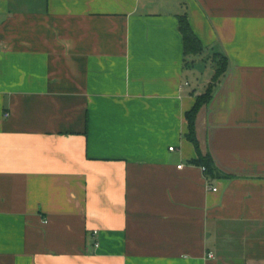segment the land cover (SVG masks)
Returning <instances> with one entry per match:
<instances>
[{
    "label": "crops",
    "instance_id": "obj_1",
    "mask_svg": "<svg viewBox=\"0 0 264 264\" xmlns=\"http://www.w3.org/2000/svg\"><path fill=\"white\" fill-rule=\"evenodd\" d=\"M0 264H264V0H0Z\"/></svg>",
    "mask_w": 264,
    "mask_h": 264
},
{
    "label": "trees",
    "instance_id": "obj_2",
    "mask_svg": "<svg viewBox=\"0 0 264 264\" xmlns=\"http://www.w3.org/2000/svg\"><path fill=\"white\" fill-rule=\"evenodd\" d=\"M178 19H179V29L183 35L185 56L198 55L202 53L204 50V46L201 40L199 39V37L192 29L188 15L187 14L178 15ZM219 58L224 59L225 65L223 67L221 66L217 67V71L215 74V78L217 79L227 69L226 57L219 56ZM212 98H213L212 85H209V87L203 93L197 96L196 102L193 105V107L186 112V118L189 122V133L187 134V136L195 144L199 154L198 159L196 161L202 164V166H205L206 167V170L204 171L205 174L211 176L216 173V166L210 154L208 152L203 153L201 150V144L197 138V133H196V122L200 110L204 106L208 105L211 102Z\"/></svg>",
    "mask_w": 264,
    "mask_h": 264
},
{
    "label": "rangeland",
    "instance_id": "obj_3",
    "mask_svg": "<svg viewBox=\"0 0 264 264\" xmlns=\"http://www.w3.org/2000/svg\"><path fill=\"white\" fill-rule=\"evenodd\" d=\"M225 65V61L222 58L217 59V65L214 63V60L209 58V61L206 60V62H204V66L206 67L204 72H205V76L210 75L214 73L213 69L215 68V66H221L223 67Z\"/></svg>",
    "mask_w": 264,
    "mask_h": 264
},
{
    "label": "built area",
    "instance_id": "obj_4",
    "mask_svg": "<svg viewBox=\"0 0 264 264\" xmlns=\"http://www.w3.org/2000/svg\"><path fill=\"white\" fill-rule=\"evenodd\" d=\"M170 149L173 150L174 149V146H171ZM181 166H182V164L179 165V167H181ZM202 169H203V171H205L206 170V167L205 166H202ZM209 188H212L214 190H217V187H215V186L212 187L211 185H209ZM94 232H95V234H97L98 231L95 230ZM95 245L98 246L99 245V242L96 241L95 242ZM209 256H214V254L212 252H209Z\"/></svg>",
    "mask_w": 264,
    "mask_h": 264
}]
</instances>
